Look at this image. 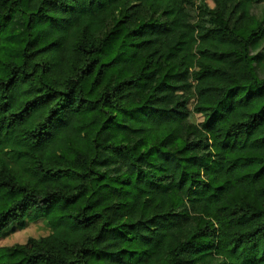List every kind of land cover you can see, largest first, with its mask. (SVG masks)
Returning <instances> with one entry per match:
<instances>
[{
	"label": "trees",
	"instance_id": "trees-1",
	"mask_svg": "<svg viewBox=\"0 0 264 264\" xmlns=\"http://www.w3.org/2000/svg\"><path fill=\"white\" fill-rule=\"evenodd\" d=\"M210 1L0 0V264H264V0Z\"/></svg>",
	"mask_w": 264,
	"mask_h": 264
},
{
	"label": "rangeland",
	"instance_id": "rangeland-1",
	"mask_svg": "<svg viewBox=\"0 0 264 264\" xmlns=\"http://www.w3.org/2000/svg\"><path fill=\"white\" fill-rule=\"evenodd\" d=\"M210 4L212 2L209 0ZM199 120V116H197ZM49 233V229L44 226V224L40 221L35 223L27 224L24 229H19L17 226L12 227L8 233L3 237L0 238V246H7L12 245L15 243H23L29 237H40L47 235Z\"/></svg>",
	"mask_w": 264,
	"mask_h": 264
}]
</instances>
